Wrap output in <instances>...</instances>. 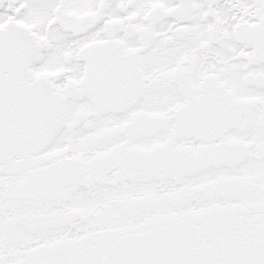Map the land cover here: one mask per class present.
<instances>
[{"label":"snow or ice","instance_id":"6c2138e0","mask_svg":"<svg viewBox=\"0 0 264 264\" xmlns=\"http://www.w3.org/2000/svg\"><path fill=\"white\" fill-rule=\"evenodd\" d=\"M0 264H264V0H0Z\"/></svg>","mask_w":264,"mask_h":264}]
</instances>
